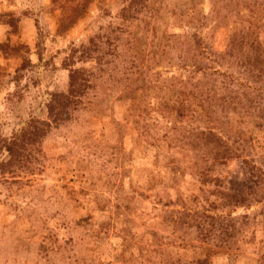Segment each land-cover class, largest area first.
<instances>
[{"label": "rangeland", "instance_id": "rangeland-1", "mask_svg": "<svg viewBox=\"0 0 264 264\" xmlns=\"http://www.w3.org/2000/svg\"><path fill=\"white\" fill-rule=\"evenodd\" d=\"M131 1L0 0V142L68 91L72 48L91 75L28 164L0 154V264H264V48L242 32L264 43V0L220 25L212 0Z\"/></svg>", "mask_w": 264, "mask_h": 264}, {"label": "trees", "instance_id": "trees-1", "mask_svg": "<svg viewBox=\"0 0 264 264\" xmlns=\"http://www.w3.org/2000/svg\"><path fill=\"white\" fill-rule=\"evenodd\" d=\"M213 1V11L215 13L216 19L218 20L220 25L226 20L232 19L237 21L238 19H243L247 13V10L242 11L244 8L243 0H212ZM132 2V1H131ZM137 0H133L132 3H136ZM242 2V7H240V3ZM131 3V4H132ZM133 5V4H132ZM74 9V8H73ZM252 10V9H251ZM249 10V11H251ZM255 12L254 10H252ZM249 15V14H248ZM249 27H244L243 37H245L246 44L249 46H253L255 43H259L260 47L262 45V51L264 48V43L261 42L260 33L257 26L252 25V21H249ZM8 24L12 27L13 30H16L17 23H15L14 19H11ZM252 27H255L252 29ZM247 31H246V30ZM256 32V33H255ZM252 42V44H251ZM8 45L5 43H0V47L4 50V47ZM88 48L82 45L80 48H72L70 53L68 54L67 58L65 59L64 66L69 69V88L67 92H56L51 94V98L46 102L45 108L47 111V118L46 119H39V118H31L26 125H24L19 133L11 138V139H4L0 142V154L2 152H6L8 154V159L4 160V163H11L13 159L17 157V159L22 160L21 163L28 164L34 156L35 151L39 150V146L41 141L44 137L48 134L50 129L53 127V124H59L65 120V114L67 110L75 109L76 106L82 103L86 92L88 91L90 85V74L88 70L84 67H78L77 62L81 61L84 62L87 60ZM80 54L77 55V52ZM75 57V58H74ZM78 58V59H77ZM31 62L30 59H24V63L22 65L23 68H26L29 63ZM262 65L264 66V58L262 60ZM261 71H264L261 70ZM261 75V72H259ZM264 75V73H263ZM208 77V76H207ZM188 79L185 81H171L170 85L176 89H182L186 91V83ZM178 85V86H177ZM196 87H199L201 90V83L199 85L194 84ZM209 88V87H205ZM264 90V86L262 88ZM183 91V92H184ZM261 103V101H260ZM257 102L255 105L260 104ZM1 138V137H0ZM34 154V155H33ZM34 158V157H33ZM180 212V211H179ZM208 215H206L207 217ZM189 216L186 215L185 220H188ZM193 217L189 218L190 220ZM175 223H184L179 222L178 219H175ZM209 258L206 259H199L192 261H185V264H189L191 261L196 264H208Z\"/></svg>", "mask_w": 264, "mask_h": 264}]
</instances>
